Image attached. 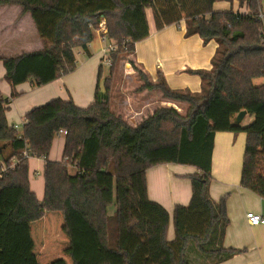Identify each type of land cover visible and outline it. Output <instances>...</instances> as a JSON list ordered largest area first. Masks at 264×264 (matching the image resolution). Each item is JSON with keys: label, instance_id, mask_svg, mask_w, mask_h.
Returning a JSON list of instances; mask_svg holds the SVG:
<instances>
[{"label": "trees", "instance_id": "obj_1", "mask_svg": "<svg viewBox=\"0 0 264 264\" xmlns=\"http://www.w3.org/2000/svg\"><path fill=\"white\" fill-rule=\"evenodd\" d=\"M219 1L233 0H0V5L19 3L50 45L0 57L4 78L13 87L26 81L40 86L73 71L75 50L90 55L89 44L102 20L106 40L114 45L104 90L100 63L94 100L86 106L56 97L30 109L19 131L7 120L8 99L0 92V163L6 165L0 197L6 188L15 195L0 226L9 219L26 222L63 212L72 264H198L190 259L191 249L201 258L199 264H216L239 251L223 245L227 194L217 201L210 196L211 155L216 132H245L240 185L264 200V81L254 83L264 78V41L254 17L264 10V0H237L247 12L213 10ZM148 9L157 30L183 21L186 35L216 40L217 53L222 47L210 70L196 71L200 92L172 89L160 72L153 79L136 63L135 43L149 35ZM127 56L146 88L186 103V114L160 107L132 125L117 113L110 80ZM241 110L253 116L246 126L234 121ZM59 129L61 158L50 160ZM30 156L44 159L41 200L30 187ZM163 163L196 168L188 175L189 204L174 205L171 215L147 195L146 171ZM0 264L39 263L32 257H9ZM49 264L67 263L58 258Z\"/></svg>", "mask_w": 264, "mask_h": 264}, {"label": "crops", "instance_id": "obj_2", "mask_svg": "<svg viewBox=\"0 0 264 264\" xmlns=\"http://www.w3.org/2000/svg\"><path fill=\"white\" fill-rule=\"evenodd\" d=\"M221 7L219 10L232 9L240 12L248 10L245 5L240 6L237 0L221 4ZM147 17L149 35L135 43L136 63L153 79L160 72L172 89L200 92L202 79L196 71L212 68L213 59L218 51L217 41L211 39L204 42L197 34L186 35L183 21L178 25L171 24L157 30L149 9ZM96 36L95 39L101 38L98 33ZM91 43L88 47L90 55L77 49L79 58L76 56V67L73 71L40 86L32 81L11 86L4 78L5 70L0 59V92L8 99L6 116L9 124L21 123L30 109L56 97L72 99L78 106L92 103L102 50L98 48L94 52ZM47 46L49 43L39 36L30 13L23 12L19 3L0 5V57H14ZM12 92H15L13 97ZM252 120L253 116L246 112L238 124L246 126ZM63 144L64 137L57 135L49 153L50 160L61 158ZM245 144L246 133L243 131H219L214 135L209 192L215 201L227 194L229 224L223 245L239 250L230 258L216 264H264V224L250 225L245 216L248 211L264 216V200L240 185ZM37 162L43 169L44 159L39 158ZM195 171L196 168L193 166L175 163L151 166L146 171L149 199L160 203L170 215L174 205H188L192 196L188 175ZM34 174L39 176L40 171L35 170ZM31 189L38 199L43 198V190L39 194L32 186ZM14 196L11 189L6 188L2 191L0 218L6 213L7 205L12 202ZM46 214L47 212L39 219L26 222L9 219L0 226V263L5 258L21 256L35 258L41 264V258L46 261L45 257L49 253L63 254V247H67L68 253L70 249L68 234L42 229L33 232L32 224L43 220ZM171 226L170 222L167 232L169 239L173 237Z\"/></svg>", "mask_w": 264, "mask_h": 264}, {"label": "rangeland", "instance_id": "obj_3", "mask_svg": "<svg viewBox=\"0 0 264 264\" xmlns=\"http://www.w3.org/2000/svg\"><path fill=\"white\" fill-rule=\"evenodd\" d=\"M221 4H226L225 1L217 2L213 10H219ZM97 37V36H96ZM108 42L106 40H101V38H97L91 43V47L95 52L98 48L100 50L106 48ZM50 46V45H49ZM222 52V47L219 49L217 53V57L219 58ZM77 58H79V53L77 49L75 50ZM14 55L15 53H9ZM128 56L123 62H119L115 67L114 74L112 75V79L110 80V96L112 107L117 113L122 114L124 118L129 123L136 124L141 119L149 116L153 113L154 110L164 107V108H173L178 113L185 115L187 112L188 105L184 102H175L172 100H168L164 98L161 92L158 89H148L144 86V79L142 74H140L136 69H134L128 61ZM79 60V59H78ZM100 63H102L101 67V75L99 80V85L101 90H104V80L109 75V66L105 63L103 54L101 53ZM128 65V67H127ZM264 78L255 79L254 83L258 84L263 82ZM17 129L20 131L22 124L20 122L17 123ZM62 134V133H61ZM60 134V135H61ZM40 157H29L28 165H29V180L30 187L36 189L39 194L43 190L44 194V181H43V169L40 167L37 159ZM182 165V164H181ZM35 170L40 171V175H35ZM32 230L35 233L37 230H53V231H61L66 234L65 230V221L63 212L51 211L47 212L45 218L39 222L32 224ZM172 231H173V226ZM171 237L173 233H171ZM70 244V242H69ZM193 244H191L192 246ZM67 247H63V254L58 255L56 253H49L48 256L45 257L46 261L41 258V264H47L48 262H52L55 259L63 258L66 260L68 264L71 262V257L66 250ZM194 250H190V259L192 261H196L198 264L200 259L196 257L193 253ZM20 256V255H17ZM26 256V255H23ZM21 257V256H20Z\"/></svg>", "mask_w": 264, "mask_h": 264}, {"label": "built area", "instance_id": "obj_4", "mask_svg": "<svg viewBox=\"0 0 264 264\" xmlns=\"http://www.w3.org/2000/svg\"><path fill=\"white\" fill-rule=\"evenodd\" d=\"M254 17L255 19L260 21L259 35H260V39L264 41V10L260 9L257 13L254 14ZM105 32H106V24H105V20H102L97 29V33L99 34L102 40H106ZM113 50H114V45L111 44L110 42H108V45L106 48L102 49L104 61L108 66L111 63V60L109 59V53ZM23 123H24V117L21 120V124ZM14 127L17 129L18 127L17 123L14 124ZM62 132H63L62 129H59L57 132V135L59 136ZM24 155L27 156L26 153H24ZM5 169H6V165L1 162L0 163V175L3 173ZM245 216L250 225L264 224V216L261 214L248 211L246 212Z\"/></svg>", "mask_w": 264, "mask_h": 264}, {"label": "water", "instance_id": "obj_5", "mask_svg": "<svg viewBox=\"0 0 264 264\" xmlns=\"http://www.w3.org/2000/svg\"><path fill=\"white\" fill-rule=\"evenodd\" d=\"M245 114H246V110H241V111H239V112L236 114V116H235V118H234V121H235L236 123H240L241 120L243 119V117H244Z\"/></svg>", "mask_w": 264, "mask_h": 264}]
</instances>
